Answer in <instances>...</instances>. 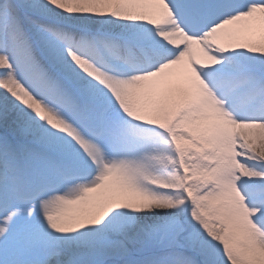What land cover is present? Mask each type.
<instances>
[{"label": "snow or ice", "instance_id": "snow-or-ice-1", "mask_svg": "<svg viewBox=\"0 0 264 264\" xmlns=\"http://www.w3.org/2000/svg\"><path fill=\"white\" fill-rule=\"evenodd\" d=\"M0 264H264V0H0Z\"/></svg>", "mask_w": 264, "mask_h": 264}]
</instances>
